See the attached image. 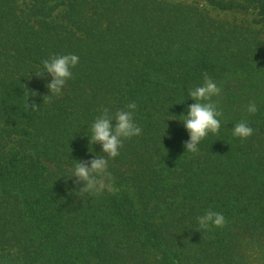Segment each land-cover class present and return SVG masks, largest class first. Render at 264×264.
Listing matches in <instances>:
<instances>
[{
  "label": "trees",
  "instance_id": "16d2710c",
  "mask_svg": "<svg viewBox=\"0 0 264 264\" xmlns=\"http://www.w3.org/2000/svg\"><path fill=\"white\" fill-rule=\"evenodd\" d=\"M203 1L258 19L167 0H0V264H264V0ZM66 54L79 63L45 103L51 78L35 74ZM205 72L221 127L190 153L180 120ZM133 102L142 132L109 161L115 191L79 194L76 161L104 155L91 125ZM208 210L223 228L200 229Z\"/></svg>",
  "mask_w": 264,
  "mask_h": 264
},
{
  "label": "clouds",
  "instance_id": "9594fccd",
  "mask_svg": "<svg viewBox=\"0 0 264 264\" xmlns=\"http://www.w3.org/2000/svg\"><path fill=\"white\" fill-rule=\"evenodd\" d=\"M78 63L79 57L74 54L53 55L42 61V69L35 76L44 78L47 74V77L51 78L45 85L48 94L42 97L43 102L51 103L54 97L62 94L66 82L73 77L72 69ZM202 75V84L188 91V98L194 102L188 107L187 115H181L180 120L189 137L184 148L190 153H197L199 143L209 133H218L221 127L218 117L222 116V112L218 110V101L213 98L219 97L222 90L207 72ZM38 95L34 90H26L25 107L33 112L39 111L40 105H37L34 99L31 104L27 101L30 96L34 98ZM136 108L137 104L134 102L127 104L126 110L120 109L114 114H109V110L105 108L91 125L89 142L99 144L104 155L93 156L88 161H76L73 172L68 177L74 178L76 185H82L79 187V194L100 195L105 190L115 191L112 187L113 177L108 171L109 161L120 154L124 141L141 134L142 129L134 121ZM257 110L254 102L248 103L249 114H255ZM232 134L243 141L253 135V129L242 120L234 125ZM197 220L202 230L223 228L226 224L224 215L212 210L206 211Z\"/></svg>",
  "mask_w": 264,
  "mask_h": 264
},
{
  "label": "rangeland",
  "instance_id": "374dc122",
  "mask_svg": "<svg viewBox=\"0 0 264 264\" xmlns=\"http://www.w3.org/2000/svg\"><path fill=\"white\" fill-rule=\"evenodd\" d=\"M167 1L175 3V4L182 3V4L197 5L201 9L208 11L210 13V15L217 16L219 18L228 19V20L236 19V20H248V21L252 22L254 19H258V17H256L255 11H253V10L222 11V10H219L217 8H214L209 3H207L206 1H203V0H167Z\"/></svg>",
  "mask_w": 264,
  "mask_h": 264
}]
</instances>
